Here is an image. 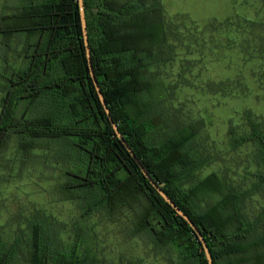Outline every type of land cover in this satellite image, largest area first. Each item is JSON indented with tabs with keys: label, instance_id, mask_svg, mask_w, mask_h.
Instances as JSON below:
<instances>
[{
	"label": "trees",
	"instance_id": "16d2710c",
	"mask_svg": "<svg viewBox=\"0 0 264 264\" xmlns=\"http://www.w3.org/2000/svg\"><path fill=\"white\" fill-rule=\"evenodd\" d=\"M83 7L92 69L126 144L201 231L213 264H264V211L247 221L241 212L247 193L215 173L192 179L204 165L190 150L200 122L172 132L158 122L165 85L149 75L172 60L174 44L168 39L177 33L164 19L160 0L149 5L144 0H83ZM0 34L7 41L25 37L24 65L1 75L0 147L10 134L27 149L32 140L64 142L71 148L66 158L76 160L80 169L68 173L62 198L80 200L86 212L139 204L137 231L175 247L185 264H207L190 226L150 185L108 121L89 75L77 0H22L13 13L0 17ZM22 102L26 113L18 114ZM38 106L42 113L33 115ZM247 125L243 134L231 132L232 145L254 146L259 169L253 176L264 186V122L248 116ZM72 189V195L65 194ZM81 247L61 252L37 222L26 264H86L88 252ZM17 248L0 240V264H17Z\"/></svg>",
	"mask_w": 264,
	"mask_h": 264
},
{
	"label": "rangeland",
	"instance_id": "374dc122",
	"mask_svg": "<svg viewBox=\"0 0 264 264\" xmlns=\"http://www.w3.org/2000/svg\"><path fill=\"white\" fill-rule=\"evenodd\" d=\"M144 2L149 5L151 0ZM20 4L22 0H0V17ZM160 5L177 33L168 39L174 44L172 60L149 75L165 85L158 122L166 132L200 122L190 150L204 165L193 181L215 173L247 193L241 212L254 221L264 211V186L253 176L259 169L255 149L251 144L233 147L231 138L248 131V116L264 122V2L160 0ZM24 45L22 35L7 41L0 34V106L5 91L1 75L24 65ZM24 107L20 103L18 114ZM39 107L33 115L42 113ZM20 142L10 134L0 147V240L6 246L17 243V264H26L31 228L37 222L61 252L81 244L88 252L86 264H185L175 247L159 245L147 231H137L141 205L86 212L80 200L62 198L68 173L80 169L76 160L66 158L69 145L32 140L27 149Z\"/></svg>",
	"mask_w": 264,
	"mask_h": 264
},
{
	"label": "water",
	"instance_id": "95a60500",
	"mask_svg": "<svg viewBox=\"0 0 264 264\" xmlns=\"http://www.w3.org/2000/svg\"><path fill=\"white\" fill-rule=\"evenodd\" d=\"M77 5H78V12H79V20H80V25H81V31H82V36H83V44L85 48V56L87 60V66L89 70V75L91 77L93 86L95 88V91L97 93L98 99L104 109V112L108 118V121L116 135V137L122 142L126 150L129 152L130 156L136 161L141 173L143 176L148 180L150 185L157 191V193L160 195V197L174 210V212L182 218L184 221L187 222V224L190 226L191 230L194 232L199 244L201 245L202 251L204 253V256L206 258L207 264H213L212 263V257L209 252V249L207 247L206 241L204 239V236L201 234V231L196 227V225L193 223V221L180 209L178 206L167 196V194L158 186L157 182H155L150 174L144 169L143 165L139 162V160L136 158L135 154L131 150V148L126 144L123 136L119 132L116 123L112 119L109 109L107 107L106 101L104 99V96L102 95L100 91V87L97 83V80L95 78L92 65H91V60H90V50H89V45H88V39H87V30H86V22H85V14H84V7H83V0H77Z\"/></svg>",
	"mask_w": 264,
	"mask_h": 264
}]
</instances>
